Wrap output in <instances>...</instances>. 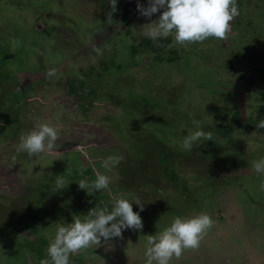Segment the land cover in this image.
Listing matches in <instances>:
<instances>
[{
    "label": "rangeland",
    "instance_id": "obj_1",
    "mask_svg": "<svg viewBox=\"0 0 264 264\" xmlns=\"http://www.w3.org/2000/svg\"><path fill=\"white\" fill-rule=\"evenodd\" d=\"M48 1L49 12L53 13L54 8L58 10L53 17L59 13L61 17L66 13L75 14L74 10L78 9L89 14L94 23L89 28L91 31L97 28L96 37L100 39L95 51L88 52L87 47L75 55V52L67 55V61L60 62L59 67L65 74L61 78L58 72L51 77L52 82L57 78L61 88L78 86L80 75L92 64L97 72H105L107 65L102 54L107 48L105 33H112L113 44L108 48V53H113L112 64L113 61L115 65L122 62L119 55L125 43L138 44L136 49L133 47L138 57L132 58L124 76L120 71V75L111 79L102 72L98 78L104 76L103 86L116 90L111 100H119L124 94L131 102L126 100L124 104L133 107L128 111L123 101L121 108L116 104L108 106L109 102L101 97L100 106L84 109L74 97H66L64 105H68V109L64 115L63 111H57L56 115L49 113L52 125L60 126L66 135L70 133L74 146L69 145L70 142L64 147L71 146L69 150L74 147L71 152H81L87 162L83 166L75 159L51 171L35 165V172H38L30 178L29 174L17 173L14 165H7L10 156L0 158V163L6 162L0 166V264H39L46 256L57 224L71 223L94 207L110 209L113 198L120 194L139 198L144 205L140 210L133 202V210L139 211L142 217L143 228L124 229L121 236L108 241L102 238L99 245L74 254L72 264H103L105 258L109 264L121 261L120 264H144L146 236L162 231L177 215L206 212L215 222H221L230 219L229 213L236 205L237 214L242 206L247 208L242 217L248 221L249 211L255 204L251 196L246 195L259 192V183L264 182V176L258 175L251 166L254 160L264 157V128L256 126L259 119H264V0L248 1L251 6L243 8V14L240 12L232 22L235 25L243 16L245 22L240 36H250L246 43L240 44L239 39L233 43V28L224 40L209 38L187 46L175 44L172 36L158 41L151 39V44L145 42L144 38L148 37L144 35L143 25L160 15L157 12L148 18L139 13L137 3L146 7L148 0H118L119 10L113 12L109 21L112 6L108 0H82L81 5L76 4L81 0ZM21 2L19 16L22 18L24 5L29 1ZM69 18L68 21L73 20L70 24L77 23L72 27L64 25L65 31L70 35L75 31L83 33L84 30L78 28L81 21L78 23L74 16ZM85 19L83 15L81 20ZM75 24L76 30H70L75 29ZM80 26L85 27V23ZM3 32L9 36L11 30L7 28ZM64 52L66 55L65 48ZM71 58L74 62L69 63ZM152 69L161 71L153 74ZM154 76L155 88L150 87L145 94L157 107L150 101L143 102L144 97H138ZM130 85L136 90L132 95L125 89ZM135 98L142 100L135 101ZM104 110H111L115 125L111 123L113 126L105 127L101 124L110 121L101 115ZM193 117L204 121V128L213 133L214 141L201 140L191 151H184L180 141L192 128ZM63 130L58 131L57 141ZM87 139L90 142L87 143ZM128 141L139 145L135 147ZM90 149L95 150V154ZM110 154L123 157L109 173L113 176L112 193H88L81 189L78 184L81 179L93 180L97 171H106L102 160ZM11 168L13 173H9ZM172 172L175 177H171ZM57 179L68 185L57 190ZM96 198L103 205L99 206V201L95 203ZM232 224L237 229L244 225ZM214 228L208 231L213 234ZM104 251H111V254ZM190 251L174 257L172 264H188L185 257ZM211 261H215L212 256Z\"/></svg>",
    "mask_w": 264,
    "mask_h": 264
},
{
    "label": "crops",
    "instance_id": "obj_2",
    "mask_svg": "<svg viewBox=\"0 0 264 264\" xmlns=\"http://www.w3.org/2000/svg\"><path fill=\"white\" fill-rule=\"evenodd\" d=\"M27 1H29V4L24 5V16L21 18L19 16V5L22 4L21 0H9V2L7 0H0V158L10 156L9 161H6L7 165H14L15 169L17 168L15 170L17 173L29 174L31 178L33 173L38 172H35V165L39 168L48 167L49 171H51L53 167L57 169L62 166L63 162H71L73 159L81 166H83V163L87 164L81 152H71L74 150V147L72 150H69L71 146L69 149L64 147L70 142L69 145L74 146V140L69 136L70 133L66 135L65 131L59 128L60 126L57 127L58 131H63L59 135L60 141H56L54 147L55 155L50 156L45 154L40 157L33 156L29 158L26 153L17 151L19 137L23 132L31 129L36 123L49 122L50 112L56 115L57 111H63V115L65 114L64 112L68 109V105H64L66 97H74L79 107L84 109L85 107L94 109L96 106H100L101 104L97 102L98 100L100 101L101 97L107 100L106 103L109 102L108 106L116 104L121 108L124 105L128 111L131 110L133 105L124 104L128 100L124 94L119 100H111L110 97L114 98L116 90L114 88L108 90L103 86L105 83L104 76L97 78L98 83L95 82L96 80H91L89 73L91 71L96 73L95 64L90 65L86 73L84 72L85 74L80 75L81 78L78 82L80 87L79 85H71L70 87L65 86L66 88H61L59 86L61 82L57 78H54L56 82H52L51 77L47 75V70L49 68H56V76L59 72L62 78L65 71L59 69L60 62H66L67 55L71 56L70 54L74 52L75 55L87 47L90 49L88 52L95 51L100 41L96 37V34H99V32L96 31L97 28L93 31L90 30L89 26H94V23H92L93 19L89 17V14L83 12V10H74L75 14L71 13V15H67V13L65 15L64 11L62 14L65 16L61 17V13H59L56 17H53L58 10L51 7L54 8L52 10L53 13L49 12L50 1ZM248 1L250 0H238L239 10L242 14L243 8L251 6V4H248ZM82 2L81 0L76 4L81 5ZM118 5L119 3H117V11L119 10ZM81 14L86 15V19L83 21L81 20V17H83ZM120 14L118 13V15ZM69 16H74L78 20V23L80 21V23H85V27L80 26V23L78 27L84 30L83 33H76L75 31L70 35L69 32L65 31L66 27L64 25L72 27L73 23H77L74 21L70 24L69 22L73 20L68 21L70 19ZM66 20L68 21L67 24ZM237 20L238 22L232 25V29L234 28L233 30L235 31L233 33L235 34L233 43L239 39V43L243 44L247 42L250 36H240V29L245 20L243 16ZM58 22L61 24L57 25ZM7 28L11 30V33H8L9 36H7V32H3ZM74 28L70 30H76L77 24H75ZM84 36L87 39H83ZM95 39L96 41H94ZM105 39L107 41V48L102 51V54L105 56L104 64L107 67L104 69L105 72L101 71V74L104 72L108 78L113 79L121 71V75L124 76L125 72L130 68L129 64L132 57H138V54L133 50L134 43L136 42L132 44L125 43L128 49L122 44V51L119 55L122 62L115 65L114 61L112 64L113 53H108V48L113 44L112 33L106 32ZM64 48L66 49V55ZM68 61L69 63L74 62V59L71 58ZM164 69L165 67L163 66L162 70ZM152 70L153 74L161 71ZM151 78L152 80L144 88L145 92H141L138 97H144L143 102L150 101L151 104L153 103L157 107L155 101L150 100L148 94H145L150 87L155 88L156 76ZM125 89H127L130 95L136 93L132 85ZM140 100L142 99L135 98V101ZM122 101L123 104L121 103ZM128 101L131 103L130 100ZM110 111L104 110L101 114L110 119V121L101 122L105 127H109L111 123L115 125V122L112 121L113 113ZM57 117L60 119L62 116ZM111 130L116 131L114 128ZM143 139L145 140V138H141L140 140ZM84 141L82 140V142ZM86 141L87 143L90 142L89 139ZM130 144L134 145L133 142ZM136 145L134 146L136 147ZM90 152L95 154L96 151L90 149ZM6 162L0 163V166L6 164ZM13 172L11 168L9 173ZM0 178L2 179L1 174ZM249 195L255 207L250 209L248 221L242 217L247 208L242 206L241 212L237 214L236 208H234L236 205H234L232 212L229 213L230 219L215 222L213 225L216 230L215 233L212 234L207 231L200 246L197 249H189L191 251L185 257L188 264H264V229H262V224L264 223V208H262L264 206V189H262L261 183H259V192H252L246 196ZM248 198L250 199V197ZM233 213L237 214L234 218H232L234 216ZM232 222L238 225L244 223V225L242 228L237 229L233 226ZM246 226L249 227L247 229L251 230H246ZM103 253L111 254V251H104ZM211 256L215 258L214 262L211 261ZM104 261L103 264H109L107 258Z\"/></svg>",
    "mask_w": 264,
    "mask_h": 264
},
{
    "label": "clouds",
    "instance_id": "obj_3",
    "mask_svg": "<svg viewBox=\"0 0 264 264\" xmlns=\"http://www.w3.org/2000/svg\"><path fill=\"white\" fill-rule=\"evenodd\" d=\"M108 3L112 6V11L108 13L109 21L117 10L118 0H108ZM137 9L148 18L160 12L157 19L143 25L145 36L153 41L172 36L174 43L180 46L202 43L209 38L226 39L232 30V22L240 15L238 0H148L146 7L138 2ZM56 74V68L47 70L49 77ZM191 124L188 134L181 138L182 150L191 151L201 140L214 141L213 133L205 130L203 120L193 117ZM256 126L264 128V119H259ZM57 139L56 126L39 122L20 135L17 151L26 153L29 158L55 155ZM122 159L118 154L103 158L102 165L106 171H97L93 180L81 179L79 187L88 193L98 191L111 194L113 176L109 173ZM251 166L258 175L264 176V157L254 160ZM66 185L64 180H56L57 190ZM261 187L264 189V182ZM133 202L143 210L144 205L139 198L120 194L113 198L110 209L107 206L94 207L86 215L75 217L71 223L57 224L46 256L39 264H72L74 254L99 245L102 238L108 241L121 236L124 229H142V217L139 211L133 210ZM214 223V219L206 212L175 216L162 231L146 236L144 264H172L173 258L181 257L185 250L197 249Z\"/></svg>",
    "mask_w": 264,
    "mask_h": 264
},
{
    "label": "trees",
    "instance_id": "obj_4",
    "mask_svg": "<svg viewBox=\"0 0 264 264\" xmlns=\"http://www.w3.org/2000/svg\"><path fill=\"white\" fill-rule=\"evenodd\" d=\"M145 39V42H148V44H151V42H152V40L150 39V38H144ZM134 46H135V49L137 48V46H138V44L137 43H134ZM133 46V47H134ZM134 49V48H133ZM134 54V53H133ZM133 58V57H132ZM168 62V61H167ZM169 62H172V61H170L169 60ZM96 73H94L93 71H91L90 73H89V76H90V78L91 79H97L98 78V76L101 74V72H97V71H95ZM100 73V74H99ZM233 123L231 122V123H229L228 125L229 126H231ZM226 126V125H225ZM230 131L231 130H229L228 132H227V134L228 133H230ZM176 176V174H175V172H172L171 173V177H175ZM95 200V203L96 202H98L99 201V198H96V199H94ZM94 200L92 199V201L94 202ZM100 203L98 204L99 206H101V205H103V202H101V201H99Z\"/></svg>",
    "mask_w": 264,
    "mask_h": 264
}]
</instances>
